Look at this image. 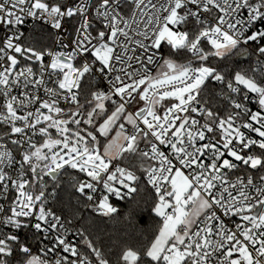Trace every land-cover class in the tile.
Segmentation results:
<instances>
[{"label": "snow or ice", "instance_id": "snow-or-ice-1", "mask_svg": "<svg viewBox=\"0 0 264 264\" xmlns=\"http://www.w3.org/2000/svg\"><path fill=\"white\" fill-rule=\"evenodd\" d=\"M0 264H264V0H0Z\"/></svg>", "mask_w": 264, "mask_h": 264}, {"label": "trees", "instance_id": "trees-1", "mask_svg": "<svg viewBox=\"0 0 264 264\" xmlns=\"http://www.w3.org/2000/svg\"><path fill=\"white\" fill-rule=\"evenodd\" d=\"M62 200L67 203L70 199V191L65 190L61 193ZM143 201H141V206H143ZM123 204V202H121ZM120 205H118L119 207ZM142 219L136 221L135 227L132 224L124 221L122 218H118L113 221H103L98 220L96 222L97 233L103 238L107 243H111L113 239L117 240H127L128 242L135 243L141 240L142 237L138 236L136 233L140 228L145 229V231H150L148 225V214L143 212L140 214Z\"/></svg>", "mask_w": 264, "mask_h": 264}]
</instances>
